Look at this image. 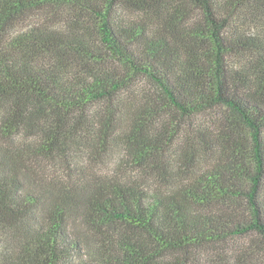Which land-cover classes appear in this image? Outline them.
I'll list each match as a JSON object with an SVG mask.
<instances>
[{
	"label": "trees",
	"instance_id": "trees-1",
	"mask_svg": "<svg viewBox=\"0 0 264 264\" xmlns=\"http://www.w3.org/2000/svg\"><path fill=\"white\" fill-rule=\"evenodd\" d=\"M115 151L159 186L46 168ZM235 237L264 264V0H0V264H195Z\"/></svg>",
	"mask_w": 264,
	"mask_h": 264
},
{
	"label": "rangeland",
	"instance_id": "rangeland-1",
	"mask_svg": "<svg viewBox=\"0 0 264 264\" xmlns=\"http://www.w3.org/2000/svg\"><path fill=\"white\" fill-rule=\"evenodd\" d=\"M146 88H149L147 83H143ZM204 119V117H202ZM208 119V116H207ZM119 151V150H118ZM118 151H115L114 154L109 155L102 162H95L89 158H78L75 159L76 163L74 164V168L72 170L63 169L62 165L58 164H48L46 166L49 173L53 176H62L68 175L72 173L76 176V178H84V177H106L109 178L113 175L121 174L124 178L132 179L134 177L140 178L143 182L146 183L150 188H154L155 186H159V179H157L158 174H147L143 172L141 174L139 171H127L120 172V168L117 164V156ZM69 172V173H68ZM245 237H235L228 242L221 249L213 251L210 253V256L207 254L203 257H200V260L195 261V264H239V261H235L236 258H240V256H246L248 251ZM246 249V250H245Z\"/></svg>",
	"mask_w": 264,
	"mask_h": 264
}]
</instances>
